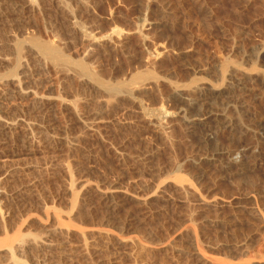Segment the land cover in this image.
I'll return each instance as SVG.
<instances>
[{
    "label": "rangeland",
    "instance_id": "1",
    "mask_svg": "<svg viewBox=\"0 0 264 264\" xmlns=\"http://www.w3.org/2000/svg\"><path fill=\"white\" fill-rule=\"evenodd\" d=\"M35 3L0 0V118L14 124L0 126V264H264V167L229 173L172 97L235 72L240 106L214 109L264 119V0ZM230 130L264 158V136Z\"/></svg>",
    "mask_w": 264,
    "mask_h": 264
},
{
    "label": "bare ground",
    "instance_id": "2",
    "mask_svg": "<svg viewBox=\"0 0 264 264\" xmlns=\"http://www.w3.org/2000/svg\"><path fill=\"white\" fill-rule=\"evenodd\" d=\"M53 1L57 5H59L60 7L62 6V8L65 9L63 6L64 0H53ZM23 2H24L25 7H28L31 9L35 8V4H36L35 0H23ZM71 27H72L73 31L78 32V33L80 32L82 34V36L84 35V31L76 23H71ZM34 40L35 39H32L33 42H34ZM33 42H32L33 46L40 52V54L44 58H46V60H49L53 63H59L63 60V56L61 54V51L59 50V48H57V46L47 44L45 42L37 41V40L34 43ZM22 45L23 44L18 43L15 46L17 48V51L22 50L21 49ZM258 49L260 51V53H258V56H259L258 58H264V50L261 51V48H258ZM19 53H20V51H19ZM20 64H21V62H20ZM77 66L79 67L80 70H82V72L87 71V74L89 75L90 79H92L93 81H95L99 85H102V83L100 81H98L97 78L90 71L87 70L88 68H86L83 63H78ZM225 72H226V70H225ZM225 72L222 73L223 74L222 75L223 81L221 82V84H219V85L217 84L216 86H211V85L209 86L208 85L209 87H207L204 85H198V84L196 85L195 84V86L192 85L194 87L190 86V88L186 91L181 90L179 87H174L173 88V96H172L173 102L178 104L179 107L181 106V112L183 114L182 116L187 118V120L190 119L189 123H188L189 126L191 125V128H195L196 130L200 131V134L202 135L201 144L203 145L204 149L206 151H209L212 154V156L216 158V160L220 161V160H223V158H224L227 161L225 168H226V170H229V173L232 172L235 167L240 168V166L247 165V163L250 160H252L254 162V167H256L257 169L263 168L264 167V158L263 157L260 158L259 156H256L255 153H253V152L251 153L249 151L243 150L240 143L238 141H236V139L233 137V135H235V133L233 134L234 131L233 132L231 130L228 131V129H230V128L234 129L235 128L236 130H238L237 132L241 133L242 135L244 134L245 136H248V134L251 135V133H252L253 134L252 138L257 140L258 142H261L260 136H264V119H258L257 117H255L254 114L246 112V117L251 122V124L249 126L246 125V127H243L241 124L239 126L237 124L235 125L233 122L234 120L232 121L230 116H228V114H227L228 112H226V113L224 112V114H223V113H219L218 110L214 109L216 101L222 97L224 99L226 98L228 100L227 103H229V105L227 104V106H230V105L232 106L234 104L233 107H235V109L240 106L239 105L240 102L238 101V99H235V97L233 96L234 95L233 90L236 87V85H234L235 83L231 82V81L233 80L235 72H233V74H230L231 77L228 80H226L227 77L224 76ZM224 77H225V80H224ZM147 81H148V83L146 85L150 86V88L157 86L158 82L156 79L155 80L149 79V80H146L144 82H147ZM224 81H226L227 83H230L231 86H229V87L226 86L227 89L225 91H227V92H225V93H224V91L219 92L217 87L222 86ZM13 82H14L15 88H16L19 95H21V96L31 95V92H29L23 88L22 82H21V80L18 79V77L17 78L15 77ZM232 84H233V86H232ZM137 88L138 87L131 85V86L125 87L122 90H120L121 91L120 93H128L130 95H133L135 92L138 91ZM146 88L148 89V87H146ZM110 90L114 91L115 89L113 88ZM234 93H235V91H234ZM231 94H233V95H231ZM36 99L41 103L47 101L46 98H44V97H36ZM223 108H227V107L224 106ZM163 110H165V109H163ZM232 110H234V108H232ZM232 112H234V111H232ZM237 112H239V111H237ZM156 122H157V124H159V126H162L161 125L162 119L160 120V118H159L156 120ZM0 126L2 127L3 130H6V131L7 130L10 131L14 128V124H11V123H9V122L5 121L4 119H1V118H0ZM249 132H251V133H249ZM226 134H227V140H226V142H223L222 141L223 138H221V136H225ZM209 136H214V137L212 138ZM255 143H256V141H255ZM214 153H217L218 155L217 154L214 155ZM235 154L241 155V157L243 159L242 164L237 165V164L232 163L231 157ZM257 169H256V171H257ZM248 171H246L247 172L246 174H253L255 172V170H252V169L250 170V172H248ZM258 177H260V176H258ZM247 178L249 179V177H247ZM250 178L251 179L248 180V183H246V184H247V186H249V188L251 187V189L256 190V188H253L254 179L252 177H250ZM262 189H264V188H262ZM262 194H263V192H262ZM48 215L49 214H47V216ZM14 260H15L16 264L20 263V261L16 260L15 258H14Z\"/></svg>",
    "mask_w": 264,
    "mask_h": 264
}]
</instances>
